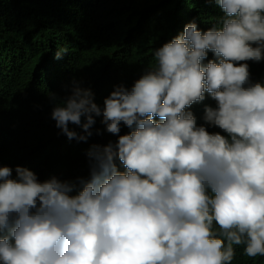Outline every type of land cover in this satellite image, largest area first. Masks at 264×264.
<instances>
[{
	"label": "clouds",
	"instance_id": "obj_1",
	"mask_svg": "<svg viewBox=\"0 0 264 264\" xmlns=\"http://www.w3.org/2000/svg\"><path fill=\"white\" fill-rule=\"evenodd\" d=\"M205 2L217 22L185 25L103 107L75 82L51 95L69 141L87 142L98 117L118 139L91 145L74 181L0 166V264H232L235 246L264 257V71L252 82L249 70L264 60V0ZM205 94L204 123L222 134L189 110Z\"/></svg>",
	"mask_w": 264,
	"mask_h": 264
},
{
	"label": "trees",
	"instance_id": "obj_2",
	"mask_svg": "<svg viewBox=\"0 0 264 264\" xmlns=\"http://www.w3.org/2000/svg\"><path fill=\"white\" fill-rule=\"evenodd\" d=\"M222 15L205 0H0V166L12 169L13 179L18 166L40 182L52 176L87 178L91 145L118 138L98 117L87 142L69 141L51 119V95L59 103L75 82L103 107L114 86L131 88L155 63V48L181 35L190 22L206 31ZM57 52L63 53L59 59ZM208 59H214L212 53ZM249 70L252 82L259 79L264 60L250 63ZM206 105L216 107L207 94L189 109L197 126L221 132L204 123ZM126 129L122 125L120 135ZM235 252L232 264H264V257L244 255L243 246H235Z\"/></svg>",
	"mask_w": 264,
	"mask_h": 264
}]
</instances>
